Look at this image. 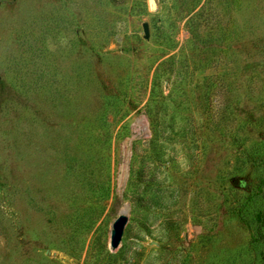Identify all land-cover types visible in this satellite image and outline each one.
<instances>
[{
	"label": "rangeland",
	"instance_id": "rangeland-1",
	"mask_svg": "<svg viewBox=\"0 0 264 264\" xmlns=\"http://www.w3.org/2000/svg\"><path fill=\"white\" fill-rule=\"evenodd\" d=\"M263 181L264 0H0V264H264Z\"/></svg>",
	"mask_w": 264,
	"mask_h": 264
},
{
	"label": "water",
	"instance_id": "water-1",
	"mask_svg": "<svg viewBox=\"0 0 264 264\" xmlns=\"http://www.w3.org/2000/svg\"><path fill=\"white\" fill-rule=\"evenodd\" d=\"M148 1L150 5H153V0H148ZM143 34L146 35L145 24L143 25ZM126 211H127V205H124L122 208H120L116 217L111 223V227L109 231V239H108V246L111 251L116 249L121 239L124 226L127 222Z\"/></svg>",
	"mask_w": 264,
	"mask_h": 264
},
{
	"label": "trees",
	"instance_id": "trees-1",
	"mask_svg": "<svg viewBox=\"0 0 264 264\" xmlns=\"http://www.w3.org/2000/svg\"><path fill=\"white\" fill-rule=\"evenodd\" d=\"M261 182V181H260ZM263 184H264V181H263Z\"/></svg>",
	"mask_w": 264,
	"mask_h": 264
}]
</instances>
